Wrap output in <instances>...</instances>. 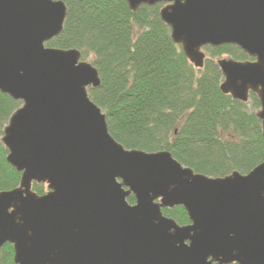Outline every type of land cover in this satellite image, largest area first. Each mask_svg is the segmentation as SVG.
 I'll return each mask as SVG.
<instances>
[{
  "label": "water",
  "instance_id": "95a60500",
  "mask_svg": "<svg viewBox=\"0 0 264 264\" xmlns=\"http://www.w3.org/2000/svg\"><path fill=\"white\" fill-rule=\"evenodd\" d=\"M124 1L132 13L162 5L194 69L205 48L233 46L253 60L215 62L221 94L256 96L264 141V0ZM65 18L60 1L0 0V93L21 103L0 139L20 174L0 192V249L12 246L13 264H264V162L212 178L167 151L118 144L87 94L100 85L96 69L75 49L46 46ZM176 207L189 224L161 213Z\"/></svg>",
  "mask_w": 264,
  "mask_h": 264
},
{
  "label": "trees",
  "instance_id": "16d2710c",
  "mask_svg": "<svg viewBox=\"0 0 264 264\" xmlns=\"http://www.w3.org/2000/svg\"><path fill=\"white\" fill-rule=\"evenodd\" d=\"M64 3L62 33L49 48L79 51L81 60L97 71L100 85L88 88L89 99L104 113L108 133L127 150L167 151L194 173L222 178L247 174L264 162V141L255 117L259 104L247 105L220 93L216 59L245 61L233 46L205 48L201 70L189 64L172 43L159 9L128 10L124 0H53ZM21 103L0 93V139ZM0 143V192L19 185L20 174L6 163ZM42 196L45 185H32ZM134 204L133 196L127 198ZM178 225L189 224L181 207L161 210ZM13 249H0V263L13 264Z\"/></svg>",
  "mask_w": 264,
  "mask_h": 264
},
{
  "label": "flooded vegetation",
  "instance_id": "af4514ba",
  "mask_svg": "<svg viewBox=\"0 0 264 264\" xmlns=\"http://www.w3.org/2000/svg\"><path fill=\"white\" fill-rule=\"evenodd\" d=\"M245 61H252V60H251V59H247V60H245ZM251 95H253V96L256 98V96H255L253 93H249V95H248V99H247V102L249 101ZM256 99H257V98H256ZM258 104H259V103H258ZM245 105H247V103H246ZM247 107H250V106L247 105ZM258 108H259V107H258Z\"/></svg>",
  "mask_w": 264,
  "mask_h": 264
},
{
  "label": "rangeland",
  "instance_id": "374dc122",
  "mask_svg": "<svg viewBox=\"0 0 264 264\" xmlns=\"http://www.w3.org/2000/svg\"><path fill=\"white\" fill-rule=\"evenodd\" d=\"M223 58H226V57H223Z\"/></svg>",
  "mask_w": 264,
  "mask_h": 264
}]
</instances>
